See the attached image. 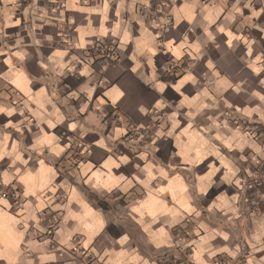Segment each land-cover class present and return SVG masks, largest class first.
<instances>
[{
    "label": "crops",
    "instance_id": "1",
    "mask_svg": "<svg viewBox=\"0 0 264 264\" xmlns=\"http://www.w3.org/2000/svg\"><path fill=\"white\" fill-rule=\"evenodd\" d=\"M263 159L264 0H0V264H264Z\"/></svg>",
    "mask_w": 264,
    "mask_h": 264
},
{
    "label": "built area",
    "instance_id": "2",
    "mask_svg": "<svg viewBox=\"0 0 264 264\" xmlns=\"http://www.w3.org/2000/svg\"><path fill=\"white\" fill-rule=\"evenodd\" d=\"M156 9L157 18L153 19L156 25L163 29H168L173 26V19L170 13V5L166 2H161ZM162 21V24H161ZM92 53L99 58L101 68H106L108 65L117 61L118 47L114 41L109 44H98L92 48ZM176 71V70H175ZM173 71V72H175ZM259 126V125H256ZM259 127L256 131H259ZM245 189L247 191L245 202L248 207L249 213H255L258 211V204L261 200V189L264 186V159L258 160L252 174L245 179ZM0 186L2 184L0 183ZM2 196L8 197L13 200V209L21 206V196L17 191L12 190L10 187L1 192ZM43 219V220H42ZM42 222L45 224V233H39L35 227H30L28 230H33V235L37 238L48 237L49 241L55 243V233L59 225V218L57 215H43ZM21 229H25L26 225L24 223L20 224ZM195 225L192 219L186 220L184 225L180 229V236L178 239L182 240L184 243L187 238L194 235ZM185 253L187 256L190 255L192 251V246L185 244ZM163 264H178L177 257H167L163 259Z\"/></svg>",
    "mask_w": 264,
    "mask_h": 264
},
{
    "label": "rangeland",
    "instance_id": "3",
    "mask_svg": "<svg viewBox=\"0 0 264 264\" xmlns=\"http://www.w3.org/2000/svg\"><path fill=\"white\" fill-rule=\"evenodd\" d=\"M192 221H193V220H192ZM194 225H195V223H194ZM196 237H197V234H195V230H194L193 239H195ZM176 243H177L178 245H181L182 243L184 244V242H183L182 240H180V239H177ZM185 244L191 245L190 242H188V243L185 242ZM176 257H177V256H176ZM171 258H173V257H171ZM177 259H179V258H177ZM181 259H183V258H181ZM93 264H96V262H93ZM99 264H101V263L99 262ZM102 264H103V263H102Z\"/></svg>",
    "mask_w": 264,
    "mask_h": 264
}]
</instances>
